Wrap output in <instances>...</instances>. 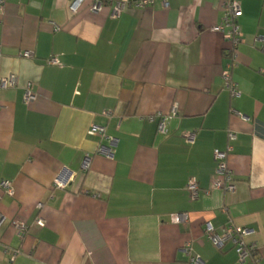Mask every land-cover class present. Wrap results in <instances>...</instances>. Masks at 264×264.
I'll list each match as a JSON object with an SVG mask.
<instances>
[{
	"label": "crops",
	"instance_id": "0c3cea01",
	"mask_svg": "<svg viewBox=\"0 0 264 264\" xmlns=\"http://www.w3.org/2000/svg\"><path fill=\"white\" fill-rule=\"evenodd\" d=\"M1 1L0 79L16 85L0 88V181L13 189H0V264H189L185 244L198 264H241L206 223L252 231L264 264V0H235L238 98L222 82L231 44L213 31L221 0H153L115 18L109 0L98 13L92 0L75 13L72 0ZM229 131L234 189L206 194ZM179 213L188 221L172 224ZM14 221L28 226L21 238Z\"/></svg>",
	"mask_w": 264,
	"mask_h": 264
},
{
	"label": "built area",
	"instance_id": "2783aa9c",
	"mask_svg": "<svg viewBox=\"0 0 264 264\" xmlns=\"http://www.w3.org/2000/svg\"><path fill=\"white\" fill-rule=\"evenodd\" d=\"M86 0H72L69 4V10L72 13H75L77 8ZM107 3V2H106ZM105 1L101 0H92L89 10L92 13L100 12L106 5ZM153 0H139L131 4L130 0H109L110 4V13L111 17L115 18L124 12L131 5L133 7L142 9L148 5H151ZM2 5V1L0 0V7ZM221 8L223 11V18L221 22L213 27V31L218 32L222 35L223 39L231 44V49L229 50V55L231 54V59L233 60L229 63L226 68L222 72V82L223 88L229 93L231 98H238L241 95V92L238 86L231 79V69L233 67L236 49L238 46L243 44V35L238 25V18L241 14L240 5L235 0H221ZM31 53L26 51L22 54L24 58H31ZM49 65H57V58L53 57L47 61ZM16 85V77L15 75H9L8 77H4L0 79V88H8ZM36 99V93L33 92L30 84H27L24 87L23 101L25 103H30ZM176 106L173 105L170 116L173 117L176 115ZM234 115H239L236 111H231ZM168 117L160 118V123L158 125V131L160 133L164 132L165 120ZM243 118V117H242ZM88 135L95 136L99 135L103 137V139L109 140V138L105 135V128L101 126H91L88 131ZM227 139L229 144L225 148V150H214L213 151V160L215 162V172L213 178L211 180L208 191L219 190L223 192H231L234 189L232 172L228 167V157L232 152V142L235 141L236 136L235 133L229 131L227 134ZM185 141L188 144H192L194 142V133H186ZM0 189L4 192V194L8 196L13 195V189L9 182L0 181ZM189 192L190 198L195 199L198 197V185L194 179H190L187 183L186 187ZM41 204L38 205V208H41ZM169 220L172 224H181L188 221V215L186 213L172 214L169 216ZM35 225L39 227L44 226V221L38 217L35 220ZM13 227L17 231V235L21 238L23 237L27 230L28 226L24 222L14 221ZM204 235L210 241V243L216 248L221 249L226 245H230L232 250L235 252L237 256V260L241 264H257L259 261L257 246L254 243L247 244L245 242V238L252 234V231L235 227L231 224L223 227L221 229V233L218 235L215 233L214 227L206 223L203 229ZM183 252L189 256V264H198V258L191 256L192 249L189 244H185L183 246ZM17 254V252L11 253V259Z\"/></svg>",
	"mask_w": 264,
	"mask_h": 264
}]
</instances>
